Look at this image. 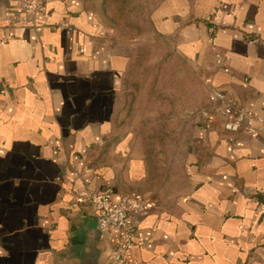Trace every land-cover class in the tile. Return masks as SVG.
<instances>
[{
  "label": "crops",
  "instance_id": "1",
  "mask_svg": "<svg viewBox=\"0 0 264 264\" xmlns=\"http://www.w3.org/2000/svg\"><path fill=\"white\" fill-rule=\"evenodd\" d=\"M44 2L30 21L21 0H0V264H106L112 241L75 201L87 191L149 201L131 264H264V133L226 131L209 102L221 90L264 117V0H159L150 13L154 41L205 95L174 189L153 180L125 114L130 49L82 0Z\"/></svg>",
  "mask_w": 264,
  "mask_h": 264
},
{
  "label": "rangeland",
  "instance_id": "2",
  "mask_svg": "<svg viewBox=\"0 0 264 264\" xmlns=\"http://www.w3.org/2000/svg\"><path fill=\"white\" fill-rule=\"evenodd\" d=\"M82 1L112 40L131 51L125 114L136 122L135 144L142 148L153 180L162 186L172 183L174 189L183 180L191 121L205 97L201 81L169 46L154 41L150 13L159 0Z\"/></svg>",
  "mask_w": 264,
  "mask_h": 264
},
{
  "label": "built area",
  "instance_id": "3",
  "mask_svg": "<svg viewBox=\"0 0 264 264\" xmlns=\"http://www.w3.org/2000/svg\"><path fill=\"white\" fill-rule=\"evenodd\" d=\"M21 9L24 15L34 21L39 14L46 12L44 0H21ZM67 35L73 33V28L68 21L60 24ZM210 105L216 106L224 119L223 128L232 133H244L252 136L264 133V117H257L247 109L238 106L226 93L213 90L209 95ZM204 119L209 118V112H201ZM76 203L90 207L97 216L98 228L109 240L112 248L106 264H131L129 251L134 244L139 220L136 215L145 214L149 209L146 197L130 193L120 197L118 202L111 198L110 192L97 193L87 191L75 199Z\"/></svg>",
  "mask_w": 264,
  "mask_h": 264
},
{
  "label": "water",
  "instance_id": "4",
  "mask_svg": "<svg viewBox=\"0 0 264 264\" xmlns=\"http://www.w3.org/2000/svg\"><path fill=\"white\" fill-rule=\"evenodd\" d=\"M96 219H97V217H96ZM97 225H98V220H97ZM101 235H102L103 237H106L103 233H101Z\"/></svg>",
  "mask_w": 264,
  "mask_h": 264
}]
</instances>
